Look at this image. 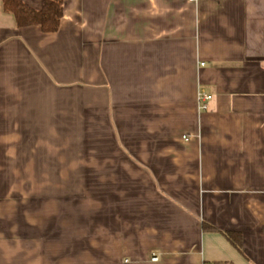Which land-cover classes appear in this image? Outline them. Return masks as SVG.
Returning <instances> with one entry per match:
<instances>
[{"label":"crops","instance_id":"1","mask_svg":"<svg viewBox=\"0 0 264 264\" xmlns=\"http://www.w3.org/2000/svg\"><path fill=\"white\" fill-rule=\"evenodd\" d=\"M214 262L264 264V0H0V264Z\"/></svg>","mask_w":264,"mask_h":264},{"label":"trees","instance_id":"2","mask_svg":"<svg viewBox=\"0 0 264 264\" xmlns=\"http://www.w3.org/2000/svg\"><path fill=\"white\" fill-rule=\"evenodd\" d=\"M4 8L12 12L19 27L38 25L46 33L59 30L64 15V0H44L40 9H35L24 0H3ZM204 229L216 230L211 224L204 223ZM232 245L239 251L242 249V234L239 231L224 232ZM210 264H223L214 262Z\"/></svg>","mask_w":264,"mask_h":264},{"label":"built area","instance_id":"3","mask_svg":"<svg viewBox=\"0 0 264 264\" xmlns=\"http://www.w3.org/2000/svg\"><path fill=\"white\" fill-rule=\"evenodd\" d=\"M189 1L197 2L198 0H189ZM211 99H212V95L211 94H209V93H207L205 91H201L199 93V99H198L199 100V104H200V108L203 109V110L207 109L208 103H209V101ZM184 138H186V136ZM157 259H158L157 256L153 257V260H157Z\"/></svg>","mask_w":264,"mask_h":264}]
</instances>
